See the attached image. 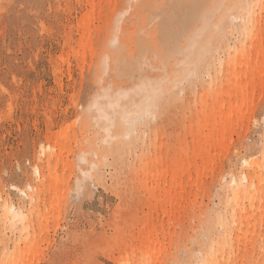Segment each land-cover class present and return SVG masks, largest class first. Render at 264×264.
Here are the masks:
<instances>
[{
  "label": "rangeland",
  "instance_id": "obj_1",
  "mask_svg": "<svg viewBox=\"0 0 264 264\" xmlns=\"http://www.w3.org/2000/svg\"><path fill=\"white\" fill-rule=\"evenodd\" d=\"M259 3V38L243 49L252 61L229 67L227 45L243 34L225 36L240 16L226 0H0V264H199L212 252V264H264V199L245 203L230 236L218 222L230 175L264 145ZM200 12L209 24L188 51ZM148 81L146 98L137 90ZM157 94L155 115L136 123ZM229 101L238 115L215 117ZM192 152L196 168L172 177ZM27 184L38 204L19 192ZM5 198L23 208L27 231L5 218Z\"/></svg>",
  "mask_w": 264,
  "mask_h": 264
},
{
  "label": "bare ground",
  "instance_id": "obj_2",
  "mask_svg": "<svg viewBox=\"0 0 264 264\" xmlns=\"http://www.w3.org/2000/svg\"><path fill=\"white\" fill-rule=\"evenodd\" d=\"M226 2L228 4L236 5L238 7V13L240 14V16H236V15L230 16V22H229L228 30H227V33L225 36L229 35L231 37H234L237 34H243V41H241V42L235 41L232 44L227 45L228 54L234 56L233 61L229 60L228 66L233 67L234 65H237L239 63L249 62V60L252 61V57H251L252 50H250L247 54L246 53L244 54L243 49L247 46L248 43H252L253 41H255L259 38L258 34L251 32L250 26H252L257 21L256 18L261 13L262 6H261V3H259V0H226ZM199 15L202 16L203 25L201 26V28H199L193 32L189 43H187V45H186V49L188 51L191 50L196 44L200 45L202 43V37L204 35V29L209 24L208 20L210 17L206 14V12H200ZM221 16H223L222 13H221ZM235 21H240V22L242 21L241 22L243 25L242 32L234 24ZM182 28H184V30L188 29L187 21L184 22L181 29ZM164 34H165V36L169 37V33L167 31H164ZM177 36H178V34L174 35L170 41H166L165 44L167 45V47L165 50L163 49L162 51H171L172 52L173 48H171L172 46L169 44L171 42L174 43ZM224 38L221 39L222 40L221 43H223V44L226 43ZM117 42H118V38L115 37L112 40V43L117 44ZM205 42H208V41L206 40ZM260 48H261V46H260ZM262 51H263V49H262ZM258 53H260V52H258ZM257 63L258 62L255 61V63H254L256 65L255 67H257ZM206 65H207V67L213 66L212 62H208ZM226 69H227V67H224L223 61L220 59V70L224 71ZM190 72H192V70H188V73H190ZM214 75L215 74H212V76H214ZM207 76L210 77L209 75H207ZM198 79L200 80V78H198ZM216 79H217L216 77L210 78V81L213 82ZM140 87H142V88L138 89L137 92H142L143 90H145L144 97L148 98L147 95L149 94V92H148L149 81L146 82V85L140 86ZM221 97H222V95L217 96V98H215V101H219L221 99ZM242 105L243 104H241V106ZM148 106H149V103L139 104L140 112L147 109ZM221 109L216 113L215 117L224 116L225 118L226 117L232 118L237 113L236 106H235L234 102H232V101H229L228 109L226 111H224V113L222 112ZM245 110H246V107H245V109H243V111H245ZM152 115L154 116L155 113H153ZM237 115H238V113H237ZM132 120L133 119H131L130 121H132ZM147 122L148 121L145 120V123H147ZM117 125H120V124H117ZM138 125H141V124H137L135 127L138 128ZM213 125H215V119H209V120H206L204 123H202L203 128L213 126ZM121 128H122V126H118V129H121ZM126 130H127V128H126ZM226 130H227L226 126L221 125L218 128L216 141L218 142L219 147L223 146L222 141H223L224 134H225ZM139 138H142V135H140L134 139L139 140ZM198 146L201 149L199 159L203 162L210 155L209 153H210L211 146H212L211 138L205 137L204 141H198ZM43 152H44L43 154H45V158L47 159L48 162H49L50 157L57 156L55 153L49 154V153H46L45 151H43ZM86 154L87 153H85L82 156L83 160L86 159ZM189 158L193 159L195 161V159H196L195 153L192 152L190 154V156L186 158V161L184 162L185 170L183 168H182V171H177L174 168L171 169L170 172H171L172 177L179 176L184 171H186L187 174H190L191 168L193 166H195V162L194 161L191 162V160H189ZM180 165H181V163L178 164V166H180ZM241 165L247 166L248 169L240 170L235 175L231 174L230 180L224 186V194H225L224 206H225L227 211H224L222 213L223 215L221 214L218 216V222L222 223V228L224 230V236L225 237L230 236L231 233L234 232L233 227L235 226L236 221L237 220L239 221V218H241L242 209L244 208L246 202H248L249 204L252 205V204H255V202L259 198L261 201L264 199V145H263V148L259 154V158H256V159L252 160L251 162H248V160L245 159L242 161ZM195 168H196V166H195ZM34 174L39 177L40 183H42L44 181V179H46V178H44V176L42 174V167L39 165L36 168H34ZM26 187L27 188L25 190H20V191L18 190V191L21 192L22 195L27 196V198L29 199L30 205L38 204L39 199H37V196L32 195V194L28 195V193L26 192L27 190H30L32 192L33 186L31 184H27ZM11 189L14 191H17V188L15 186H12ZM256 196H258V199ZM0 201H2V200H0ZM2 206H3V214L5 215V218L8 219L11 223L22 224L24 226L25 231H27L28 228H30L31 221H28V218L25 216V212H24L22 207H17L14 204V202H12L8 198H5L3 200ZM217 243L223 248L225 247L224 244H226V242H223L221 240V238L217 239ZM223 248H221V249L223 250ZM210 251H211V247H210ZM217 251H219V249ZM211 254H209V253L205 254V257H203L200 260L199 264H212L211 263L212 262ZM216 257H218V256H216Z\"/></svg>",
  "mask_w": 264,
  "mask_h": 264
},
{
  "label": "snow or ice",
  "instance_id": "obj_3",
  "mask_svg": "<svg viewBox=\"0 0 264 264\" xmlns=\"http://www.w3.org/2000/svg\"><path fill=\"white\" fill-rule=\"evenodd\" d=\"M179 86V85H178ZM158 95L156 97H153L149 101V106L147 109L139 112L137 114L136 123L143 122L146 119H150L152 117V113L156 110V104L158 102Z\"/></svg>",
  "mask_w": 264,
  "mask_h": 264
}]
</instances>
